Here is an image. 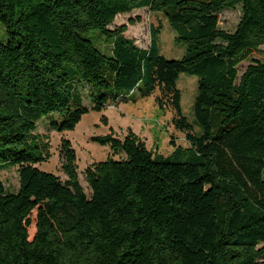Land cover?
Masks as SVG:
<instances>
[{
    "label": "trees",
    "instance_id": "trees-1",
    "mask_svg": "<svg viewBox=\"0 0 264 264\" xmlns=\"http://www.w3.org/2000/svg\"><path fill=\"white\" fill-rule=\"evenodd\" d=\"M238 5L236 29L219 28L220 12ZM142 8L166 18L180 59L160 53V25L147 49L124 35L135 20L108 28ZM0 24V169L17 166L19 180L15 192L0 182V264H264V63L239 78L236 69L264 46V0H0ZM182 73L198 78L194 124L182 114ZM81 85L94 111L159 90L188 147L163 156L131 131L92 136L125 158L85 169L89 195L69 140L65 181L39 169L49 154L37 122L56 113L53 128L72 130L88 112Z\"/></svg>",
    "mask_w": 264,
    "mask_h": 264
},
{
    "label": "rangeland",
    "instance_id": "rangeland-1",
    "mask_svg": "<svg viewBox=\"0 0 264 264\" xmlns=\"http://www.w3.org/2000/svg\"><path fill=\"white\" fill-rule=\"evenodd\" d=\"M241 17V6L225 9L219 14V28L233 32ZM129 19L135 20L133 25H128L124 35L131 38L142 49H147L150 44V25L161 26L158 36L160 53L167 59H180L185 52V46L175 42V31L170 27L166 18L161 13L151 12L148 8L132 10L129 13L118 14L113 23L108 27L114 29L121 24H128ZM98 33L90 32V39L103 52H109L111 45L103 38L98 39ZM7 36L0 24V42H5ZM264 63V46L252 51L237 66L238 78L246 67L253 61ZM197 80L194 75L180 74L177 88L181 92L182 114L187 122L194 124L193 103L197 95ZM80 95L82 105L88 109L72 130L56 131L53 124L61 121V116L56 113L44 115L37 122L35 133L47 144L48 157L35 166L41 170L51 172L65 181L67 176L62 169L63 157L61 140L67 139L76 153V166L79 182L84 192L89 195L90 189L85 181L84 171L94 162L106 160L108 157L123 159V153L112 154L109 145H101L91 140L92 136H104L112 133L115 137L124 138L130 131L142 140L145 147L163 156H168L176 146L187 148L188 143L184 134L173 124L176 117L174 109L166 104L159 108L155 97L159 90L144 99L135 101H117L108 103L101 111L91 110L92 100L90 88L81 85ZM110 106V108L108 107ZM114 106V107H113ZM113 107V108H112ZM194 131L199 129L194 125ZM264 176V171H263ZM0 182L8 192H15L19 186L17 166H7L0 169ZM30 236L34 233V225L29 227Z\"/></svg>",
    "mask_w": 264,
    "mask_h": 264
},
{
    "label": "built area",
    "instance_id": "built-area-1",
    "mask_svg": "<svg viewBox=\"0 0 264 264\" xmlns=\"http://www.w3.org/2000/svg\"><path fill=\"white\" fill-rule=\"evenodd\" d=\"M108 107L110 108V106H108ZM113 107H114V106H113ZM113 107H112V108H113Z\"/></svg>",
    "mask_w": 264,
    "mask_h": 264
}]
</instances>
